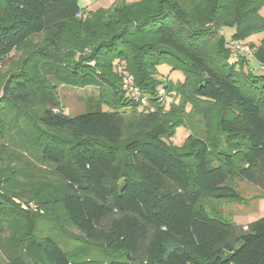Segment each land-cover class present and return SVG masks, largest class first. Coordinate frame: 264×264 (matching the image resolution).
<instances>
[{
	"label": "trees",
	"instance_id": "trees-1",
	"mask_svg": "<svg viewBox=\"0 0 264 264\" xmlns=\"http://www.w3.org/2000/svg\"><path fill=\"white\" fill-rule=\"evenodd\" d=\"M263 8L0 0V264H264V216L243 225L222 207L264 197V73L232 60L217 35L264 33ZM162 63L184 80L157 78ZM120 66L147 106L127 95ZM62 85L96 87L113 110L69 115ZM180 124L189 133L178 146ZM17 159L43 179L19 181Z\"/></svg>",
	"mask_w": 264,
	"mask_h": 264
},
{
	"label": "rangeland",
	"instance_id": "rangeland-1",
	"mask_svg": "<svg viewBox=\"0 0 264 264\" xmlns=\"http://www.w3.org/2000/svg\"><path fill=\"white\" fill-rule=\"evenodd\" d=\"M80 2L85 5V0H80ZM81 4V5H82ZM264 14V8L261 11ZM233 29L225 28L218 29V36L224 37L226 41V46L231 48L233 52L232 60H239L240 58H244V60H248L251 65L245 63V68L250 69L253 67V71L256 73L263 74L264 73V47L261 46V40L264 37V33H258L253 35L252 37L241 40L232 37ZM125 68V71H128L130 74L134 76L133 73L128 69L127 66H121ZM0 70H4V67H0ZM119 72V71H118ZM121 74V73H120ZM135 78V76H134ZM157 78L160 80L170 79L173 82H178L184 80V74L180 70H173L168 63H162L158 66V75ZM122 81V79H121ZM164 89V88H163ZM163 89L160 87L159 95L162 97ZM166 93V90L164 89ZM3 96V90L0 89V98ZM59 99L64 107V112L69 115H78L87 112L93 111H112V107H110L107 103L101 102L98 96V89L96 87H73L69 85H62L58 89ZM145 96V95H144ZM146 97V96H145ZM147 98V97H146ZM173 98L172 96L168 97ZM148 99V98H147ZM168 102V100H167ZM168 107V106H167ZM188 129L180 124L176 128V133L171 141L175 145H182L185 138L188 135ZM23 159H17L15 163L19 162V166L24 167V172L20 175L19 181L25 183L29 181H36L35 179H43V175L39 174L34 170L33 167L23 162ZM0 169L2 171L6 170L4 164H0ZM46 182L47 180L44 179ZM51 181V179L49 180ZM48 181V182H49ZM49 184H51L49 182ZM238 189L248 197L255 196L259 190L257 187L250 185L247 182H238ZM14 200L27 211H35L39 210L40 207L34 201L22 200L20 198L14 197ZM249 204H240L235 202H226L222 204L224 209V213L227 216L231 217L234 221L239 224L246 225L247 223L253 222L264 216V197L261 198H252ZM77 234V232H76ZM0 260L4 261V255L0 250Z\"/></svg>",
	"mask_w": 264,
	"mask_h": 264
},
{
	"label": "built area",
	"instance_id": "built-area-1",
	"mask_svg": "<svg viewBox=\"0 0 264 264\" xmlns=\"http://www.w3.org/2000/svg\"><path fill=\"white\" fill-rule=\"evenodd\" d=\"M0 67H1V62H0ZM118 71L119 73L122 74V86L123 89L126 91L127 95H129L132 99L136 100L137 102H140L143 106H147L148 99L143 95L139 87L136 85L134 76L130 74L128 71H125V68L121 66L119 67ZM165 95L166 93L164 92L163 89L161 100L165 98ZM153 109L154 108H150V110Z\"/></svg>",
	"mask_w": 264,
	"mask_h": 264
},
{
	"label": "crops",
	"instance_id": "crops-1",
	"mask_svg": "<svg viewBox=\"0 0 264 264\" xmlns=\"http://www.w3.org/2000/svg\"><path fill=\"white\" fill-rule=\"evenodd\" d=\"M120 1L134 2L137 0H85V5H83L79 0V4L85 10L95 11V10L100 9V8H102V9L113 8Z\"/></svg>",
	"mask_w": 264,
	"mask_h": 264
}]
</instances>
